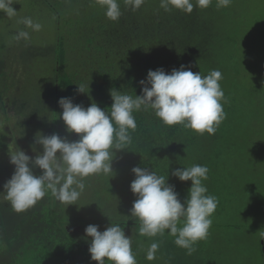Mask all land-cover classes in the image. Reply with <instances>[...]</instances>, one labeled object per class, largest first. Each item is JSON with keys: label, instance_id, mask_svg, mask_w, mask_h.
<instances>
[{"label": "trees", "instance_id": "1", "mask_svg": "<svg viewBox=\"0 0 264 264\" xmlns=\"http://www.w3.org/2000/svg\"><path fill=\"white\" fill-rule=\"evenodd\" d=\"M81 2H86L87 8L93 11H89L86 20L92 28L76 32L78 39L75 41L83 42L82 51L77 49V42L68 43L65 33H58L51 49L50 45L46 50L32 46L36 53H44L51 62L53 82L45 105L31 108L23 114L19 111L14 113L25 124L18 137L30 148L31 157L36 155L33 146L36 151H43L35 143L36 136L39 138L42 134L48 136L56 133L67 136L70 141L74 137L78 139L75 133L66 132L64 122L59 118L62 108L58 101L63 96L85 108L95 102L102 110L110 111L113 103L110 90L141 95L139 82L146 79L149 70L163 68L170 73L172 69L185 65L190 66L194 73L207 75L215 69L221 71L222 80L226 74L239 72V65L242 64L240 51L233 49L232 42H228L227 30L217 20L218 9L215 10L212 4L206 9L194 7L188 14L175 8L165 11L160 7V0H145L138 10L132 11L125 6L124 0H119L122 15L118 21H111L99 5L90 3V0ZM192 2L195 5L196 0ZM53 7L54 12L61 14L63 6L57 4ZM66 28L69 31L72 25L67 22ZM68 47L78 52L79 61L72 59ZM0 48V86L6 85L8 89L0 91L2 97L10 88L18 90V85L13 84L16 70L12 69L18 62L2 52L6 48L5 43ZM8 68L10 74L7 73ZM10 78L11 87L8 85ZM77 85H83L86 93L78 92ZM224 97L221 103L226 119L213 135L207 132L200 135L181 125L165 126L150 109L134 112L137 128L134 132L130 130L132 142L126 149L113 154L114 176L94 175L86 178L85 190L90 192L91 197L84 205L79 202L82 195L76 205L67 207L56 201L48 191L33 207L16 212L9 202L0 197V264H97L90 257L88 249L91 238L86 237L85 228L98 225V230L103 232L110 223L119 224L124 228L125 235L132 238V251L137 264H245L247 259H242L240 255L231 258L233 250L225 249L224 243L214 237L213 231H231V226L221 216L227 205L222 194L226 190V176L232 166L228 162L222 164L218 159L223 150L225 154L230 153L240 125L235 119L240 117L242 111V104L234 95V90H226ZM18 98L11 101L14 108L19 105ZM52 122L53 132L49 126ZM34 123H41L42 126ZM207 158L209 164L206 163ZM194 164L208 167L211 178L205 184L207 194L216 196L219 203L211 217L208 238L199 241L195 245L196 251L187 255L185 249L174 244V237L167 234L168 230H165V235L156 238L139 235V221L130 217V209L136 199L130 191V183L135 179L131 169L149 167L159 175H168L167 183L174 185L183 203L191 181L182 182L171 172ZM14 170L10 161L0 165V192L4 191L3 185ZM33 173L39 176L41 170L33 168ZM86 205H93L91 211ZM229 241L233 243L232 239ZM153 242H159L160 248L156 259L148 261L146 250ZM262 257L264 264V251ZM105 264L110 262L106 259Z\"/></svg>", "mask_w": 264, "mask_h": 264}, {"label": "clouds", "instance_id": "2", "mask_svg": "<svg viewBox=\"0 0 264 264\" xmlns=\"http://www.w3.org/2000/svg\"><path fill=\"white\" fill-rule=\"evenodd\" d=\"M145 0H124L132 11L138 10ZM15 0H0V12L8 18L17 15L12 5ZM104 9L106 18L118 21L122 15L119 0H90ZM212 0H160L165 11L173 8L190 14L194 7L208 8ZM231 0H217V8L228 7ZM26 28L39 31L42 25L34 23L31 17L20 21ZM29 32L21 30L14 40H28ZM219 70H211L207 75L194 73L190 66L181 65L166 73L163 68L149 70L141 80V95H130L120 90H110L112 105L110 111L102 110L95 102L87 108L74 104L71 98L62 97L58 104L62 108V119L67 133H75L78 139L70 141L67 136L53 133L35 137L43 151L35 157L19 151L9 152L14 173L3 185L0 197L9 202L16 212H23L42 200L50 191L53 198L61 204L76 205L85 190V179L94 175L114 176L113 154L125 150L132 142L130 130L137 128L134 112L152 110L165 126L181 125L200 135L216 133L226 119L221 101L225 100L219 81ZM89 87V85H88ZM80 93H86L83 85H77ZM59 153V155H58ZM31 165V167H30ZM33 168L41 170L34 175ZM135 179L130 183V191L136 199L130 209V217L139 221L140 236L174 237V244L192 255L195 245L206 240L212 226V215L219 200L209 195L203 183L208 179L206 165L194 164L190 167L176 168L171 172L182 182L191 181L188 195L183 201L178 197L174 185L167 183V177L159 175L149 167H133ZM98 225L85 228L86 237L91 238L89 253L97 264H137L132 251V238L125 235L119 224L110 223L103 231ZM264 239V231L260 232ZM159 242H153L146 250V259H156Z\"/></svg>", "mask_w": 264, "mask_h": 264}, {"label": "rangeland", "instance_id": "3", "mask_svg": "<svg viewBox=\"0 0 264 264\" xmlns=\"http://www.w3.org/2000/svg\"><path fill=\"white\" fill-rule=\"evenodd\" d=\"M81 1L83 0H15L12 7L17 11L16 16L8 18L5 13L0 12V45L6 44L2 52L18 62L12 68L16 70L13 84L18 85V90L10 88L9 92L0 97V165L9 163V152L19 151V148L30 156V148L18 137L25 129V124L14 113L19 111L23 114L31 108L45 105L49 94L47 92L53 82L51 62L44 53H36L32 46L46 50L57 40L58 33H65L68 43L77 42V49L82 51L83 42L75 41L78 39L76 32L92 28L86 20L89 11H93L87 8L86 2ZM57 4L63 6L61 14L54 12L53 6ZM211 4L215 10L218 9L217 0H212ZM218 13L217 20L227 30L228 42H232L233 49H239V59L242 62L239 72L226 74L220 84L223 92L234 90V95L242 104V111L240 117L235 119L240 125L229 150L231 154H225L223 150L218 159L220 163L228 162L232 166L228 170L226 190L222 194L227 205L221 216L231 226V231L213 230L214 237L224 243L225 249L233 250L231 258L240 255L242 259H247L245 264H262L264 239L260 238V232L264 231V0H231L230 5L219 8ZM24 17H31L34 23L41 24V30L26 28L19 22ZM67 22L72 25L69 31L66 28ZM21 30L28 31L30 38L17 42L14 36ZM51 48L53 46L49 47ZM68 50L72 59L79 61L78 52L69 47ZM51 57L49 54V58ZM6 70L8 74L11 73L10 68ZM84 74L83 72L82 75ZM11 82L10 78L9 87L12 86ZM6 89V85L0 86V91ZM17 97L19 105L14 108L11 101ZM34 124L42 126L41 123ZM49 126L53 132L54 123H49ZM74 140L75 137L72 141ZM19 143L23 145V149ZM208 161L207 158V164ZM208 176L204 184L211 178L209 172ZM218 176L221 177V174ZM84 183L86 184L85 181ZM83 193L79 202L84 205L91 196L89 191L85 190ZM92 206H88V211H91ZM231 239L233 243L229 241ZM214 246L217 247L215 242ZM244 249L248 250L241 252Z\"/></svg>", "mask_w": 264, "mask_h": 264}]
</instances>
